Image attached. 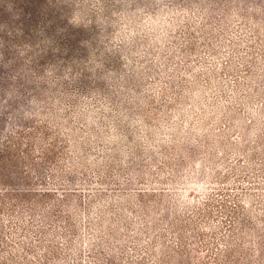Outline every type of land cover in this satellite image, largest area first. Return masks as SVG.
<instances>
[{"label":"rangeland","instance_id":"374dc122","mask_svg":"<svg viewBox=\"0 0 264 264\" xmlns=\"http://www.w3.org/2000/svg\"><path fill=\"white\" fill-rule=\"evenodd\" d=\"M0 264H264V0H0Z\"/></svg>","mask_w":264,"mask_h":264}]
</instances>
